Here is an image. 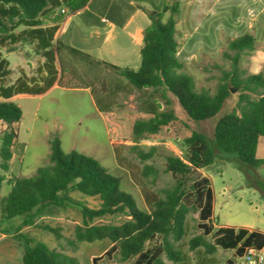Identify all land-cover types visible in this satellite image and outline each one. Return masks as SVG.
Returning a JSON list of instances; mask_svg holds the SVG:
<instances>
[{"label": "trees", "instance_id": "trees-1", "mask_svg": "<svg viewBox=\"0 0 264 264\" xmlns=\"http://www.w3.org/2000/svg\"><path fill=\"white\" fill-rule=\"evenodd\" d=\"M89 1L0 0V121L5 125L0 132L2 172L9 170L12 146L17 139L15 125L22 114L10 99L17 95L41 96L54 85L66 87L60 82L66 71L58 68L60 43L55 34L65 15L82 10ZM59 8H65L66 13H57ZM142 9L149 25L142 32L138 70L98 63L123 76L137 91L150 89L158 93L164 105L174 101L194 122L214 118L230 98L231 87L238 89L234 106L216 119L213 145H209L205 134L191 129L182 140V155L165 157V170L172 176L173 184L160 189L158 196H146L147 209H141L121 189L118 178L96 159L77 151L64 153L57 137L52 136L45 163L30 177L11 179L10 191L0 200V218L9 223L5 233L21 248L22 264H78L74 257L57 252L27 232L36 228L59 238L55 227L36 220L61 211L74 212L79 220L73 228L71 245L103 241L104 250L92 257L91 264H98L101 256H116L119 262L132 260V264H164L162 255L172 264H193L192 257L179 244L187 229L186 215L191 210L197 211L200 221V234L188 241L195 264H211L207 256L216 248L232 250L233 258L225 264H235L246 248L264 247V232L214 226L213 189L206 176H196L200 169L212 164L215 148L219 153L235 155L252 174L264 167V158L255 155L258 139L264 137V73L245 74L240 66L242 56L254 49V37L244 33L229 40L221 52L229 69L222 70L214 89L196 90L193 76L176 54L179 1L164 0L160 9ZM24 44L31 45L40 57L36 73L44 75L38 79L20 68L15 81L8 84L11 69L3 51L16 52ZM213 66L221 67L217 63ZM149 106L151 116L136 120L132 126L133 142L156 135L177 120L172 109L164 110L157 103ZM140 156L147 159L149 154ZM153 172L151 166H145V174ZM4 180L1 173L0 190ZM250 185L260 189L256 182L251 181ZM16 219L18 224L14 223ZM207 235L212 242L205 240Z\"/></svg>", "mask_w": 264, "mask_h": 264}, {"label": "rangeland", "instance_id": "rangeland-1", "mask_svg": "<svg viewBox=\"0 0 264 264\" xmlns=\"http://www.w3.org/2000/svg\"><path fill=\"white\" fill-rule=\"evenodd\" d=\"M150 1H153L154 6L150 5ZM163 1L143 0L141 5L149 9H160ZM24 45L29 55L28 62L34 65L28 76H36L39 79L44 75L42 72L36 73L40 57L35 54L31 45ZM221 52L213 62L203 59L198 63L190 61L185 65V69L193 76L196 90L214 89L222 70L229 69V63L221 59ZM3 54L9 61L11 69L7 81L10 84L19 75L18 70L21 68L19 55L5 51ZM82 54L81 50L77 57L63 51L59 54L60 68L67 73L64 81L68 88H57L40 97L23 96L10 99L22 112L19 122L15 125L17 139L14 141V150L12 149L14 154H17L16 160L20 165L13 172L0 170V174L5 175L0 198L9 191L8 180L15 177H30L45 163L50 152L49 139L55 135L64 153L77 151L96 159L111 175L118 178L121 189L129 193L141 209H147L146 196L150 198L158 196L160 189L173 184L172 176L165 170V157L182 155V140L189 135L191 129L205 134L209 145H213V125L218 117L234 106L238 89L230 88L232 90L230 98L214 118L194 122L184 115L174 101L164 105L158 93L150 89L137 91L123 76L117 75L109 67L94 64L91 61L95 59L93 56L85 59ZM34 58L36 60L33 61ZM104 61L109 63L108 60ZM213 63L222 68L214 67ZM139 66L140 61L137 60L121 67L138 70ZM240 66L245 74H250L249 67H243L241 62ZM156 103L164 110L172 109L177 120L162 127L158 134L133 142L131 131L134 122L149 118L151 116L149 104L155 106ZM214 151L212 164L196 173V176H202L204 172L211 179L216 194L217 215V220L213 222L264 229V167L252 174L235 155L219 153L216 148ZM140 153L149 154V157L142 159ZM255 155L257 158H264V137L258 139ZM146 165L151 166L155 173L145 174ZM251 181L258 183L260 189L250 185ZM78 221L76 214L71 211L49 213L38 217L36 223L55 227L60 234L59 238L36 228H29L27 232L57 252L74 257L78 264H91L92 257L100 255L104 250V243L76 242L71 245L69 241L73 240V228ZM185 222L187 229L179 244L183 252L192 257L195 264L194 253L189 250L188 241L200 234L197 211H189ZM14 223L18 224L19 219L14 220ZM8 224L4 222L3 226L8 228ZM204 238L212 242L210 235ZM9 244L18 250L19 258L22 251L16 240L9 241ZM207 257L212 260L211 264H225L226 260L233 258V253L230 250L216 248ZM162 260L164 264H172L164 255ZM132 263V260L119 262L116 256L111 258L101 256L98 261V264Z\"/></svg>", "mask_w": 264, "mask_h": 264}, {"label": "crops", "instance_id": "crops-1", "mask_svg": "<svg viewBox=\"0 0 264 264\" xmlns=\"http://www.w3.org/2000/svg\"><path fill=\"white\" fill-rule=\"evenodd\" d=\"M141 1L143 0H90L82 10L65 15L55 34V40L60 43L59 54L63 51L72 57H77L81 50L85 59L93 56L95 59L91 61L96 65H102L98 62L106 63L104 60H108V64L117 67L140 61L142 32L149 25V20L142 9L149 8L141 5ZM178 1L179 18L175 25L176 54L184 65L189 64L190 61L198 63L203 59L213 62L229 40L250 33L255 39L254 49L242 56L241 63L243 67H249L250 74L264 73V0ZM150 5L154 6L153 1H150ZM15 53L19 55V66L29 75L34 65L28 62L29 55L25 45H19ZM58 66L60 69L59 55ZM64 74L66 78L67 73ZM60 82L66 84V87L54 85L41 96L57 88H68L63 78ZM23 96L25 95H17L11 100ZM4 129L5 125L0 121V132ZM14 147L13 143V150ZM13 150L9 167L12 172L20 165ZM202 176L209 179L212 187L210 177L204 172ZM8 183L10 184L9 180ZM213 192L212 217L216 221V194L214 190ZM4 222L7 224V221L0 218V264H22V252L18 258V250L9 244L12 238L10 234L5 233L7 227L3 226ZM213 224L215 227H245L264 232V229L248 225H223L218 221L217 224L214 222ZM230 251L233 253L232 250Z\"/></svg>", "mask_w": 264, "mask_h": 264}, {"label": "built area", "instance_id": "built-area-1", "mask_svg": "<svg viewBox=\"0 0 264 264\" xmlns=\"http://www.w3.org/2000/svg\"><path fill=\"white\" fill-rule=\"evenodd\" d=\"M58 12L60 14H65V8H59ZM264 263V247L246 248L242 256L236 258L235 264H262Z\"/></svg>", "mask_w": 264, "mask_h": 264}, {"label": "water", "instance_id": "water-1", "mask_svg": "<svg viewBox=\"0 0 264 264\" xmlns=\"http://www.w3.org/2000/svg\"><path fill=\"white\" fill-rule=\"evenodd\" d=\"M230 92H232V90L230 89Z\"/></svg>", "mask_w": 264, "mask_h": 264}]
</instances>
